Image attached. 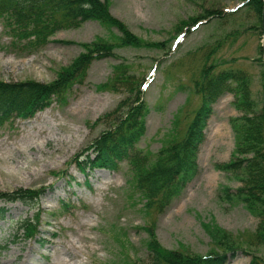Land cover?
Wrapping results in <instances>:
<instances>
[{
  "label": "rangeland",
  "instance_id": "obj_1",
  "mask_svg": "<svg viewBox=\"0 0 264 264\" xmlns=\"http://www.w3.org/2000/svg\"><path fill=\"white\" fill-rule=\"evenodd\" d=\"M105 1L110 14L142 44L116 46L115 56L94 59L66 104L54 101L30 118L15 119L13 127L0 128V192L40 187L35 238L24 239L15 224L33 210L21 201L0 199L5 207L0 217V264H125L122 247L132 258L146 257L149 225L163 246L184 244L205 253L212 243L204 222L213 221L233 233L256 225L257 218L242 203L222 196L221 185L233 190L239 182L215 166L230 158L234 146L229 119L238 111L232 93L213 103L205 137L196 150L198 170L162 213L145 208L141 195L128 187L126 162L116 170L83 171L77 164L93 152L87 145L108 126L103 113L124 97L103 85L117 63H125L142 81L140 99L150 110L138 146L150 152L169 136L180 134L201 101L190 87L191 73L186 72L198 60L190 51L201 44L224 40L218 51L229 60L224 66L243 69L253 95L260 99L264 56L262 32L248 27L256 20L254 14L236 9L239 0ZM234 8L224 17L198 20L206 11ZM181 22L188 25L180 30ZM119 35L115 27L87 19L57 30L38 49L24 50L13 46L0 17V80L49 82L85 48L83 43L97 38L118 41ZM258 254L264 256V246H259ZM250 259L241 251L226 264H248Z\"/></svg>",
  "mask_w": 264,
  "mask_h": 264
},
{
  "label": "trees",
  "instance_id": "obj_2",
  "mask_svg": "<svg viewBox=\"0 0 264 264\" xmlns=\"http://www.w3.org/2000/svg\"><path fill=\"white\" fill-rule=\"evenodd\" d=\"M239 1L236 9L243 7L246 12L254 14L256 20L248 27L260 34L262 0ZM108 8L105 0H0V17L11 36V43L24 50L38 49L49 42L57 30L78 26L87 19L113 26L120 34L118 41L97 38L83 43L85 48L68 65L60 68L49 82L0 80V128L13 127L15 119L30 118L54 101L66 104L74 84L83 83L94 59L115 56L116 46L142 44L123 22L110 14ZM236 9L209 10L199 18L195 17L193 22L202 17L208 22L234 13ZM181 24L180 30L188 25ZM223 43L224 40L218 39L197 46L192 53L190 51L198 60L187 67L186 72L191 73L190 87L201 101L184 130L177 136H169L155 152L138 146L145 134L146 115L150 110L146 101L140 99L139 84L142 81L128 71L130 67L125 63L113 65L112 74L103 85L124 93V97L103 113L102 118L109 123L108 126L87 145L86 149L93 152H87L77 164L83 171L85 168L116 170L121 162H126L130 172L128 187L141 195L145 208L153 207L157 214L162 213L198 170L196 150L205 137L213 103L224 93H232V103L238 111L229 119L234 146L230 158L215 163V166L239 182L233 190L221 185L222 196L228 201L242 203L257 218L256 225L252 230L233 233L213 221L204 222L212 243L205 253L195 252L184 244L176 248L165 247L149 225L144 240L146 257L132 258L122 247L120 251L125 264H226L241 251L251 255L248 264H264V256L258 254L259 246H264V75L261 97L257 99L245 71L224 66L229 60L218 53ZM101 120L96 119V122ZM39 194L40 187L25 186L0 192V199L4 202L18 200L33 210L32 215L15 223L24 239L35 238L39 233L40 214L35 209ZM4 210L5 207L0 206V217Z\"/></svg>",
  "mask_w": 264,
  "mask_h": 264
},
{
  "label": "water",
  "instance_id": "obj_3",
  "mask_svg": "<svg viewBox=\"0 0 264 264\" xmlns=\"http://www.w3.org/2000/svg\"><path fill=\"white\" fill-rule=\"evenodd\" d=\"M260 19H261V31H262V33H261V48H262V52H264V0H262Z\"/></svg>",
  "mask_w": 264,
  "mask_h": 264
},
{
  "label": "bare ground",
  "instance_id": "obj_4",
  "mask_svg": "<svg viewBox=\"0 0 264 264\" xmlns=\"http://www.w3.org/2000/svg\"><path fill=\"white\" fill-rule=\"evenodd\" d=\"M263 56H264V52H263Z\"/></svg>",
  "mask_w": 264,
  "mask_h": 264
}]
</instances>
